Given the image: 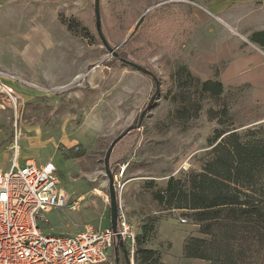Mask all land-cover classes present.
<instances>
[{
    "label": "rangeland",
    "instance_id": "374dc122",
    "mask_svg": "<svg viewBox=\"0 0 264 264\" xmlns=\"http://www.w3.org/2000/svg\"><path fill=\"white\" fill-rule=\"evenodd\" d=\"M194 2L199 0H100L108 42L153 69L161 80L156 93L151 76L104 46L95 0H0V83L7 84L4 78L8 82L9 77L20 80L16 84L12 79L13 97L0 88L1 165L8 170L17 150L22 165L28 157L39 164L52 160L68 201L83 199L77 209L47 213L48 221L39 222L44 232L76 235L88 224L111 225L105 157L112 141L132 127L110 158L119 208L138 233L144 223H154L145 246L160 252L162 264H209L184 254L188 237H205L200 225L186 215L188 210L160 203L154 191L172 175L202 170L211 148L208 140L220 126L210 108L228 105L229 115L221 119L243 132L264 126V107L254 102L251 86L242 85L222 100H206L196 117L178 120L173 100L178 89L171 74L177 64L189 65L196 40L192 44L187 37L203 28L197 22L188 28L186 17H180V11L195 16ZM174 9L181 14L171 13ZM61 12L79 21L77 31L61 23ZM147 17L156 21L138 37L137 23Z\"/></svg>",
    "mask_w": 264,
    "mask_h": 264
},
{
    "label": "trees",
    "instance_id": "16d2710c",
    "mask_svg": "<svg viewBox=\"0 0 264 264\" xmlns=\"http://www.w3.org/2000/svg\"><path fill=\"white\" fill-rule=\"evenodd\" d=\"M179 10L171 13L180 15ZM180 12L181 18L186 17L181 21L187 22L188 28L197 22L187 11ZM59 15L61 23L69 30L79 29L75 17H68L64 12ZM174 18L170 14L172 22ZM155 21L150 17L140 20L137 27L141 31L137 36ZM251 40L264 46V30L253 32ZM117 51L120 57L141 63L131 58L128 51L120 48ZM219 67L215 65L213 77L203 79L195 75L187 63L177 64L171 76L178 89L173 96L178 102V120L196 117L206 100H222L228 90L242 87L225 86L219 79ZM208 111L217 113L215 117L219 118L220 126L208 140L211 148L204 167L201 171L170 176L164 188L155 189L154 197L170 209L188 210L186 215L200 225L205 237H188L184 244L185 256L205 259L209 264H264V126L241 132L237 127L225 126L221 119L229 115L228 105L219 111L214 108ZM151 183L155 185L154 181ZM153 230L154 223L146 222L141 232H137L136 264H162L160 252L145 246ZM112 249L110 260L127 264L124 248L116 250L114 243Z\"/></svg>",
    "mask_w": 264,
    "mask_h": 264
},
{
    "label": "built area",
    "instance_id": "2783aa9c",
    "mask_svg": "<svg viewBox=\"0 0 264 264\" xmlns=\"http://www.w3.org/2000/svg\"><path fill=\"white\" fill-rule=\"evenodd\" d=\"M0 88L10 97L15 94L7 84L0 83ZM18 155L17 150L8 170L0 158V264H115L108 252L117 235L111 225L88 224L76 235L42 230L39 222L48 221L47 213L54 208L77 209L83 199L68 201L52 160L39 164L30 158L22 165ZM118 234L136 264L137 232L123 207L118 213Z\"/></svg>",
    "mask_w": 264,
    "mask_h": 264
},
{
    "label": "crops",
    "instance_id": "0c3cea01",
    "mask_svg": "<svg viewBox=\"0 0 264 264\" xmlns=\"http://www.w3.org/2000/svg\"><path fill=\"white\" fill-rule=\"evenodd\" d=\"M194 4L203 31L187 37L189 43L196 40L189 58L191 71L209 79L219 64V79L225 86L250 85L254 102L264 107V46L251 40L253 32L264 30V0H199ZM12 79L4 81L12 87ZM19 81L13 79L16 84Z\"/></svg>",
    "mask_w": 264,
    "mask_h": 264
},
{
    "label": "water",
    "instance_id": "95a60500",
    "mask_svg": "<svg viewBox=\"0 0 264 264\" xmlns=\"http://www.w3.org/2000/svg\"><path fill=\"white\" fill-rule=\"evenodd\" d=\"M95 14H96V24H97V30L98 33L103 41L104 46L110 50L111 52L114 53L115 56L120 57V55L118 54V52L116 51L115 48H113L110 43L108 42L103 30H102V25H101V3L100 0H95ZM120 59L125 62L126 64L134 67L135 69L139 70L140 72L149 75L152 77V79L155 81L157 87V92L160 89V80L157 77L156 74H154L151 70H149L147 67H145L144 65L139 64L136 61L124 58V57H120ZM155 96L156 94L153 95V97L151 98V101L148 105V107L143 111L142 113V117L144 116V114L146 113V111L148 109H150L152 107V103L155 100ZM141 117V119H142ZM132 130V127H129L127 130H125L123 133H121L120 135H118L111 143L110 147L107 150L106 153V157H105V170L106 173L109 177V195H110V200H111V227L113 229V231L115 233H117L116 235V241H115V249L118 250L119 247H123L124 248V252H125V256L127 259V264H132L131 258L129 256L128 250L126 248V244L123 241V238L120 234H118V213H119V205H118V196H117V190L115 187V180H114V175L110 169V158H111V154L113 152V149L115 148L116 144L124 137L127 135L128 132H130Z\"/></svg>",
    "mask_w": 264,
    "mask_h": 264
}]
</instances>
